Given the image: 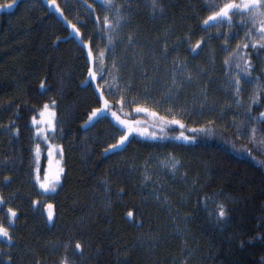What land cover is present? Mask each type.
I'll use <instances>...</instances> for the list:
<instances>
[{"label": "trees", "instance_id": "obj_1", "mask_svg": "<svg viewBox=\"0 0 264 264\" xmlns=\"http://www.w3.org/2000/svg\"><path fill=\"white\" fill-rule=\"evenodd\" d=\"M225 2L56 0V11L49 0H0V224L12 237H0V264H264V43L259 18L204 24ZM100 52L148 112L124 111L104 87ZM136 52L151 96L135 87L140 74L126 77ZM163 63L183 70L162 77ZM104 100L131 134L109 110L92 116ZM33 117L54 119L55 132ZM51 147L62 176L46 192L36 156L43 178Z\"/></svg>", "mask_w": 264, "mask_h": 264}, {"label": "snow or ice", "instance_id": "obj_2", "mask_svg": "<svg viewBox=\"0 0 264 264\" xmlns=\"http://www.w3.org/2000/svg\"><path fill=\"white\" fill-rule=\"evenodd\" d=\"M13 2L15 3V0H13ZM50 4L53 6V8L56 11H60L59 5L56 4V0H49ZM104 3L111 5L112 0H103ZM153 6L156 7L155 4V0L153 3ZM8 9H11L13 7V4H9L7 5ZM213 8H215V10L213 11L212 15H209L207 17V19L204 20V24L208 25L209 21L214 22L215 26H219L220 24H223L225 22L228 23L229 26H231L232 23V18L233 16H239L240 18H244V17H248L250 20H252L253 22H256V20L259 18L260 23H261V27L259 29L261 36L260 39L264 40V0H226L225 3H223L221 6H215L213 5ZM61 15H63L61 13ZM65 19H67L65 17ZM96 20L99 21L100 18L96 17ZM103 22L105 25H107L108 29H112L114 27H119V24H113L109 22V18L107 16H105L103 18ZM70 23V22H69ZM71 27L73 28L74 32H76L77 34H79V29L75 26V25H71ZM109 40H111V37H109ZM200 45L197 44L196 47L198 48ZM255 46V45H254ZM264 46V45H261ZM244 47H247V44L244 45ZM89 55H91V50L89 49ZM100 57H101V66H103V56L104 53L100 52ZM225 63H227V61H225ZM237 67H240L239 64H237ZM244 71H248V68L245 67ZM90 76H92L93 78H95L96 73L95 72H90L89 73ZM239 84V79H237V85ZM44 85L41 84V88H43ZM240 89L239 87H237V92H239ZM119 103L121 104V106H123L124 100L123 97L119 98ZM44 110L48 111L49 106L47 104H45L44 106ZM104 110H109L111 111V109H109L108 106V101L104 100V109H96L95 111H93L92 116H96L98 112H103ZM137 112H148V109L146 108H142V107H137L136 108ZM40 115L43 117L44 116V112H41ZM111 115L113 117L116 118V120L124 125L126 128H128V134H131L132 132V127L129 124L128 121L126 120H122L120 119V117L117 115V113L115 111H111ZM149 115H151L152 117H155L158 119V121L164 123V124H176L179 125L181 128L184 127V125L181 123L180 120L172 118V119H167L165 116H159L156 112H149ZM55 113L52 112L50 114V117L54 118ZM89 119L91 120V116L89 117ZM34 125L40 124V123H46L48 125V128H50L52 130V132H55V123H54V119L49 118L47 121H38L36 119V117H33L32 120ZM18 131V129H17ZM193 132H196L197 129H192ZM200 131H205L204 129H200ZM255 129L251 130V134L253 137H255ZM36 133L37 135H41L44 134V138L47 139V129L44 128H37L36 129ZM181 137L185 140H192L194 139V137H186L183 136V133H181ZM128 139V135L122 134L119 137V141L117 144H113L111 147L113 149L118 148L120 146H122L124 144V142ZM38 147V146H37ZM62 151V150H61ZM107 151V149H106ZM49 155H51V152H49ZM62 170H58L54 176H46L45 177V182L41 183V187L47 192L49 190L51 191H55L56 186L59 184V180H60V175H61ZM37 179H39V177H37ZM3 198L0 197V204H3ZM52 206L49 205V208H51ZM8 214L10 215L11 218L9 220V223H13L14 222V218L16 217V212L13 211L12 208H8L7 209ZM133 215L132 212H128V216L131 217ZM226 216V211L223 207V205L219 206V210H218V217L219 218H223ZM52 217V213H49V219H51ZM0 237L6 238L8 241H11L12 237L9 234L8 228H6L3 224H0ZM75 248L78 250H82L81 249V245L80 243H76L75 244ZM63 264H68V259L67 257H65Z\"/></svg>", "mask_w": 264, "mask_h": 264}, {"label": "rangeland", "instance_id": "obj_3", "mask_svg": "<svg viewBox=\"0 0 264 264\" xmlns=\"http://www.w3.org/2000/svg\"><path fill=\"white\" fill-rule=\"evenodd\" d=\"M263 43H264V40H263ZM133 55L135 56L134 57L135 65H134L133 71L132 72L129 71V74L126 77L127 78H130V77L133 78L137 73L140 74L139 75L140 77H138V79L140 78L141 80L144 81L143 87L139 85L140 83L137 84L138 79L136 81L135 87L139 90L140 93H142V95L151 96L154 91H152V92L149 91L148 90L149 86L147 87V85L149 84L148 82H150L149 79L145 78L146 73L144 71H146L147 68L142 67L141 61L139 60L141 58L139 55H137V52H136V54L133 53ZM137 58H138V61H137ZM148 60H149V57H148ZM172 66L173 67L169 68L165 63L158 65V67H157L158 75H160L162 77H166V76H169L171 74L175 75V73L179 74L183 70V67H177L176 64L175 65L172 64ZM110 67H111L110 66V59L108 58V56L104 54L103 66H101V57L99 56L98 65H97V72L101 76H103L105 73H106V76H108L107 80L105 81L106 84L104 87L110 92V94H111L112 89H113V90L119 92V95H118L119 98L123 97L124 103H123V106H121V104H120V106L122 107V109L124 111L132 112V110L136 109L137 107L143 108V106L152 105V102H147L144 99H141V101H140L139 97L135 96L134 94L133 95L132 94H129V95L126 94L128 91L123 88V86L120 82L123 80L122 75L124 73L119 74L117 76V80H114L113 77H110V71H111ZM143 73L145 75H143ZM162 85L164 87H166L167 83L162 82ZM174 93H175L174 91L170 92V94H174ZM160 111H163V110H160ZM258 146L261 147V149L264 152V141L259 142ZM49 152H51V155H49ZM59 156H60L59 150H57L55 147H51L50 150L48 151V154H47V159H48L47 171H46L45 175L43 174V178H42L41 173H40L41 168H42V163H41L42 155H41L40 151L38 152V154L36 156V161H37L36 174H37V177H39V179H37L39 185H41V183L45 182L46 176H54L58 170H61V166H60V162H61L60 160L61 159ZM61 176H62V172L60 175V179H61ZM59 182H60V180H59ZM49 191H51V190H49Z\"/></svg>", "mask_w": 264, "mask_h": 264}, {"label": "water", "instance_id": "obj_4", "mask_svg": "<svg viewBox=\"0 0 264 264\" xmlns=\"http://www.w3.org/2000/svg\"><path fill=\"white\" fill-rule=\"evenodd\" d=\"M50 213H52V212H50ZM52 219H54V214L52 213V217H51V219L50 220H52Z\"/></svg>", "mask_w": 264, "mask_h": 264}]
</instances>
